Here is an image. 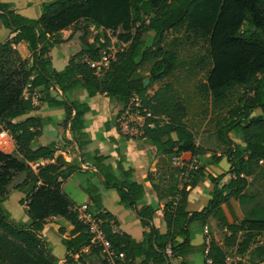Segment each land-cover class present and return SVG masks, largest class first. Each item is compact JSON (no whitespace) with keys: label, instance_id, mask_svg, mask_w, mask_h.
Returning <instances> with one entry per match:
<instances>
[{"label":"trees","instance_id":"trees-1","mask_svg":"<svg viewBox=\"0 0 264 264\" xmlns=\"http://www.w3.org/2000/svg\"><path fill=\"white\" fill-rule=\"evenodd\" d=\"M40 9L38 19H28L0 3V25L12 34L0 44V132L5 131L16 147L12 154L0 151V264H58L42 237L50 218L70 224L69 230H58L68 253L65 264H107L102 248L90 243L87 226L62 191L77 168L63 156L55 157L53 144L32 145L44 126L40 117L32 116L38 110L34 100L50 108L63 107L61 124H69L78 150L90 145L84 119L90 108L73 99L79 90L88 98L104 95L121 111L137 96L151 115L138 138L147 139L160 156V167L149 172L147 180L158 200H165V234L152 225L155 208L144 204L143 186L134 180L132 169L122 166V158L116 170L104 164L106 157L94 154L86 159L104 188L117 192L119 204L134 211L145 230L142 242L114 231L118 224L102 212L97 188L86 184L115 264L185 260L193 251L191 225L204 228L210 219L226 235L222 245L213 238L202 244L204 264H227L229 251L237 259L232 264H244L245 256L251 264H264V239L259 240L264 233V0H53ZM77 33L81 51L63 70H54L50 52ZM149 33L153 36L148 45L144 35ZM176 34L207 44L206 56L197 60L209 64L199 90L210 101L215 138L223 147L216 158L203 160L205 152L186 124V101L173 83L165 82L186 64L179 55L181 40L164 44L167 35ZM111 37L123 47L98 77L89 63L100 61L112 45ZM146 67L148 76L143 75ZM255 110L261 114L253 115ZM66 144L72 146L71 141ZM223 158L227 172L207 173L209 164ZM19 175L23 180L15 189L23 194L19 204L26 205V223L15 222L3 206L8 187ZM205 179L213 185L207 205L190 213L189 194ZM231 201L244 208L239 221ZM84 248L89 249L87 254Z\"/></svg>","mask_w":264,"mask_h":264},{"label":"crops","instance_id":"crops-1","mask_svg":"<svg viewBox=\"0 0 264 264\" xmlns=\"http://www.w3.org/2000/svg\"><path fill=\"white\" fill-rule=\"evenodd\" d=\"M51 1L53 0H0V3L10 5L15 13L20 16L28 19H38L41 15V5ZM11 35L10 29H6L0 25V44L10 38ZM66 36L67 33H63L62 37L65 38ZM79 37L80 34L77 33L69 41L53 48L50 52V59L54 70H63L68 65L69 60L81 51ZM73 99L87 104L90 108V112L84 116L86 122L85 132L90 136V145L81 152L78 150L69 130V124L66 127L61 124L64 120L63 107L50 108L45 103H37L36 100H34V104L38 106V110L32 113V116L40 117L44 122V126L40 136L34 140L32 145L34 148H39L53 144L55 157L63 156L70 166L77 168L62 184V191L73 203L74 209L84 204L88 205L90 209H93L91 197L85 190L86 184L89 183L97 188L98 194L101 195L102 212L110 214L116 220L118 227H114V231L127 234L135 242L143 241L145 230L135 212L131 209H125L119 204L117 192L113 189H105L102 184V178L97 174L96 169L86 162L89 156L97 154V156L106 157L104 164L110 165L116 170L117 164L120 158H122V166L125 169H132L134 180L143 186L144 204L151 205L155 208V213L152 216V225L160 234H165L166 225L163 219L165 200H158L152 190L151 183L147 180L148 173H154L160 167V156L156 157V149L154 146L147 139H139V131H137V134L131 135H126L121 132L116 124L121 107L117 103L110 101L104 95H96L88 98L84 91L79 90L74 94ZM187 127L193 133L188 124ZM66 141H71L72 146H68ZM234 142L238 144L239 140L235 139ZM15 150L16 147L10 137L0 147V151L6 154H12ZM80 154H83L84 157L82 158ZM206 158L208 159V157ZM51 162L53 161H40L38 164L45 165ZM219 165L220 162L216 163V161L209 164L206 167L207 173L218 176L219 173L222 174L228 171V165H226L227 167L223 171H220ZM36 166L37 164L33 168L35 169ZM20 176L23 175H19L18 177ZM212 191L213 185L208 179L198 184L189 194L187 211L190 213L197 212L204 208L207 205ZM22 198L23 194L15 189L8 194L7 200L3 203V206L9 211L11 217L18 223H26L28 221L26 205L19 204V200ZM9 203L12 206L13 213L8 208ZM231 206L232 208L234 207L233 201H231ZM212 225L213 222L210 220H208L204 228L199 227L197 224H192V253L185 260L177 258L173 259L171 263L204 264L206 253L201 248L202 244L210 238H213L217 242L215 235L212 234L211 237V234H209V231H212ZM60 228L69 230V222L62 218H50L46 221L42 237L50 245L52 255L58 260V264H65L68 253L62 244V237L58 231ZM222 231L226 233L224 229ZM88 250V248H84L82 252L87 254ZM139 262L140 260H136L135 264H139Z\"/></svg>","mask_w":264,"mask_h":264},{"label":"rangeland","instance_id":"rangeland-1","mask_svg":"<svg viewBox=\"0 0 264 264\" xmlns=\"http://www.w3.org/2000/svg\"><path fill=\"white\" fill-rule=\"evenodd\" d=\"M111 34L109 33V36ZM153 34L149 33L144 35V40L149 45L151 44V38ZM115 41V37H111ZM178 39L181 40L182 44L178 47L179 55L183 60L186 61L184 67L177 70L167 81L174 84V86L179 90L181 96L186 101L187 106V124L192 129L193 135L195 137V143L197 146L201 147L205 152L202 157L203 160H206V157L216 158L215 156H221L223 154V147L218 144V141L215 138V127L214 121L215 115L211 113V104L209 99L205 98L199 90V85L205 83L206 77L208 75L209 64L207 61L200 62L198 64L197 60L204 58L207 54V44L199 43L196 41H186L181 34L176 35H167L164 44L168 45L172 40ZM148 67L144 69V76H148ZM160 83L154 84L150 89V93L159 87ZM261 114L260 110H255L253 115ZM219 115H221L219 113ZM139 128L137 125L132 126ZM229 137L235 141V138L232 134ZM225 158L220 161L219 169L223 171L226 166ZM221 174V173H219ZM23 176L16 177L13 182L8 187V193H11L15 190V185L21 182ZM234 213L237 221L243 218L244 208H242L237 202H234ZM8 208L12 212V206L9 203ZM6 209V208H5ZM8 211V210H7ZM9 212V211H8ZM13 213V212H12ZM13 219V218H12ZM14 220V219H13ZM17 222L16 220H14ZM213 222L212 231H209V234L215 235V238L218 244L222 245L223 239L226 235L220 227L216 225V222L210 219ZM264 236L262 235L259 240L262 241ZM237 259L234 258L231 251L228 252V264H232ZM244 264H251L249 262L248 256L243 258Z\"/></svg>","mask_w":264,"mask_h":264},{"label":"built area","instance_id":"built-area-1","mask_svg":"<svg viewBox=\"0 0 264 264\" xmlns=\"http://www.w3.org/2000/svg\"><path fill=\"white\" fill-rule=\"evenodd\" d=\"M115 44L116 40H112V45L107 50L102 52L100 61L89 63L90 68L94 70L95 75L98 77H100L101 74L107 69L110 61L114 60L116 52L121 47H123H117ZM150 117L151 115L146 112V109L142 107L140 99L137 96H134L130 99L126 107L118 114L116 124L121 132L126 135L137 134V131H139V129L144 124L145 119ZM135 125H137L139 128L132 127ZM8 140V134L5 131L0 132V147H2L3 144H5ZM174 162L178 164L180 160L175 158ZM194 168H197V166H194ZM76 211L78 212L81 222L88 228L90 243L102 248V253L107 264H115V255L110 250L109 245L105 241L103 233L100 230L102 221L97 218L98 212L94 209H90L86 204L76 208ZM262 235L264 236V233Z\"/></svg>","mask_w":264,"mask_h":264},{"label":"water","instance_id":"water-1","mask_svg":"<svg viewBox=\"0 0 264 264\" xmlns=\"http://www.w3.org/2000/svg\"><path fill=\"white\" fill-rule=\"evenodd\" d=\"M144 84L147 85V84H148V80H146ZM72 138H73V137H72Z\"/></svg>","mask_w":264,"mask_h":264}]
</instances>
